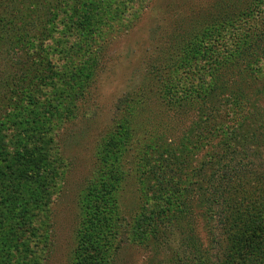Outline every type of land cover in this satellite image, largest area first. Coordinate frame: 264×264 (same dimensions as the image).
<instances>
[{
    "label": "rangeland",
    "instance_id": "374dc122",
    "mask_svg": "<svg viewBox=\"0 0 264 264\" xmlns=\"http://www.w3.org/2000/svg\"><path fill=\"white\" fill-rule=\"evenodd\" d=\"M242 1L83 0L76 4L75 0H71V4L63 6L55 21L54 35L51 37L47 33V37H39L38 40L42 50H46L44 55L51 58L58 70L52 81L38 86L40 89L36 93V99L45 105L40 116V132H44L41 145L49 153L48 161L41 170L46 172L51 165L56 173L48 184V193L46 191L41 208L33 214L32 224L36 229L26 227V234H34L43 244L40 251L34 252L33 264L35 255L39 257L40 264H74L76 251L85 243L87 234L91 233L93 238H104L105 235L95 225L102 217L101 208H96L95 195L97 189L104 190L101 184L106 169L103 153L108 149L121 150L125 138H131L134 154L130 155L142 154L138 150L143 148L144 139L135 142V134L125 133L131 118H136L143 127L144 116L151 109L148 115H158L160 127H164L169 134H163L162 139L173 149L182 148V136L187 135L188 130L196 122L200 124L201 120L203 126L210 122L222 125L221 129H228L243 122L248 126L246 129L255 126L259 132L263 131V55L251 67L256 55L247 50L244 57L248 61H241V69H246L244 74H249L251 81L245 84V94L234 93L231 102L225 99L224 94L228 90L223 94L224 89L219 87V82L213 86L208 97L204 96L210 90H204L206 85L200 81L209 82L213 66V63H206L205 57L198 55L188 65L182 62L173 66L182 54L189 52L187 43L192 40L193 33L187 30L192 22L197 21L194 18L200 10H206L217 2L224 5L230 3L233 10L236 3ZM85 3L92 7V11L87 13L90 28L79 24L84 14H76ZM244 5L248 6L247 25L255 26L256 31L261 33L255 32L257 37L264 41V0H249ZM87 19L84 25H87ZM19 47L0 45V78L7 71H15L17 62L36 54L37 46L36 49L27 47L24 50ZM95 58L99 67L92 78L89 66L95 64ZM227 59L233 61L231 57ZM198 83L200 88L195 87ZM7 85L8 81L0 80V100ZM175 93L185 97L188 93L193 94L192 107L185 111L182 102L173 103L170 96ZM129 95L135 97L134 105L127 101L131 99ZM130 104L133 116L127 117L128 110L124 107ZM213 112L214 115H211ZM261 122L262 128L258 126ZM13 132L14 127L5 131L7 144L15 140ZM140 133L139 136L143 134ZM217 134L209 133L204 140L198 136L195 143L189 144V149H182V154L193 155L189 159L193 164L209 158L213 162L219 147L214 145L211 148L209 144L218 141ZM236 138L235 148L239 150L248 148L261 152L264 149L263 141L257 143L255 140L250 145L246 136ZM206 140L209 142L203 144ZM261 140H264L263 135ZM116 155L124 158L125 152L120 151ZM130 167V176L121 182L122 189L116 195V200L123 206L124 219H119V228H115L113 239L118 240L119 246L115 250L109 249L108 264H195L193 257L196 251L190 241L201 247L203 255L210 258L207 259L208 264H217L221 250L217 243L220 230L215 227L216 219L210 221L211 236L207 231V219L198 216L194 218L193 230L183 229L187 221L180 228H167L164 222L158 225L164 231L153 234L145 222L149 216L145 211L153 212L152 208H148L152 203L148 205L145 197L147 192L143 176L147 173L138 163ZM136 174L138 176H134ZM37 180L38 177L36 182L39 184ZM39 196L42 199L37 191L29 193L26 206L29 207L32 200ZM259 217L262 218L259 228L264 229V212Z\"/></svg>",
    "mask_w": 264,
    "mask_h": 264
},
{
    "label": "trees",
    "instance_id": "16d2710c",
    "mask_svg": "<svg viewBox=\"0 0 264 264\" xmlns=\"http://www.w3.org/2000/svg\"><path fill=\"white\" fill-rule=\"evenodd\" d=\"M70 1L0 0V45H7L8 48L20 45L22 50L27 47L36 49L37 46L36 54H32L34 56L30 54L28 59L17 62L15 71H7L0 78L4 82L8 81L7 89L0 100V264H33L34 252L43 248V244H40L34 234H26V227L28 225L36 229L32 224L33 214L35 215L36 209L41 208L42 200L47 195L46 191L48 193V184L52 182L56 170L51 169V165L48 171L41 170L42 165L48 161L46 159L49 158V153L48 150L45 151L46 147L41 145L44 132H40V116L45 105L36 99V93L40 89L38 86L52 81L58 70L51 58L44 55L46 50H42L38 40L39 37H47V33L51 37L54 35L55 21L63 6L71 4ZM248 1L236 3L233 10L230 3H214L210 8L200 10L194 18L197 21L192 22L187 30L193 33L192 40L187 43L189 52L182 54L173 66L182 62L188 65L198 55L205 57L206 63H213L209 82L203 79L200 81L202 85H206L204 90H210L204 96L209 95L218 82L221 85L219 87L224 89L222 93L228 90V93H223L226 100L231 102L237 92L244 95L245 84L250 83L251 77L244 74L246 69H241V61H248V58L244 57L247 50L256 55L251 67L253 62L255 64L264 56V53H261L264 41L257 37L255 32H259L255 26L253 28L247 25L248 6L244 4ZM81 2L83 0H75L76 4ZM84 6L76 14H84L79 24L90 28L87 13L92 11V7L87 3ZM86 19L87 25H84ZM229 57L233 61H229ZM93 63V66H89L92 78L99 67L98 59L95 58ZM195 87L200 88V84ZM192 90L194 92L193 87ZM188 94L185 97L175 93L170 98L171 101L174 100L173 103L182 102L183 110L187 111L193 103V94ZM132 96L129 95L131 99L127 101L134 105L135 97ZM159 101L160 99L158 103ZM124 108L128 110L125 116H133L131 104ZM150 111L151 109L147 110V113ZM177 111L179 110L174 112ZM147 115L144 116L143 127L136 118H131L127 122L129 127L125 132L128 135L135 134V142L144 139L143 148L138 150L141 155H130L134 154L131 150V138H125L121 150L108 149L103 153L106 169L101 184L104 185V190L97 189L95 195L96 208H101L102 217L95 225L105 236L98 239L93 238L91 233H86L85 243L77 249L74 256V264H108L109 249L115 250V247L119 246L118 240L113 239L115 228H119V219H124L123 206L116 200V195H119L122 189L121 182L130 176V165L135 166L136 163L147 173L143 176L147 192L145 197L148 205L152 203L148 208H152L153 212L145 211L149 214L145 222L147 228L151 227L153 234L158 235L160 231H164L158 228V225L164 222L167 223V228H180L187 221L183 229L193 230L194 218L198 216L207 219V231L211 236L210 221L216 219L215 227L220 230L217 243L221 250L217 264H264V229L259 228V222L262 220L259 216L264 212V149L261 152L248 148L239 150L235 148L234 143L238 136L240 139L246 136L250 145L255 140L257 143L264 142L261 140L264 129L259 132L258 128L253 126L249 130L243 122H239L234 128L221 129L222 125L210 122L203 126L201 120L200 124L196 122L188 130L187 135L185 133L182 136V148L173 149L162 139L166 129L160 127L158 115ZM258 126L262 128L263 122ZM11 127H14L15 140L7 144L5 131ZM139 130L140 134L143 133L140 136L137 133ZM217 132L218 141L209 144L211 148L214 145L219 147L214 163L209 158L207 161L193 164L189 160L193 155L182 154V149H189V144L195 143L198 136L204 140L209 133ZM208 142L209 140H206L202 143ZM120 151L125 152L124 158L116 155ZM36 191L37 195H42V199L39 196L32 200L29 207L26 206V196ZM190 243H193L196 251L193 257L195 264H208L207 259L210 258L203 255L202 248L193 241ZM35 256L34 263L40 264L39 257Z\"/></svg>",
    "mask_w": 264,
    "mask_h": 264
}]
</instances>
